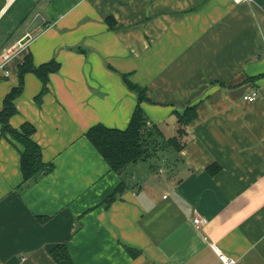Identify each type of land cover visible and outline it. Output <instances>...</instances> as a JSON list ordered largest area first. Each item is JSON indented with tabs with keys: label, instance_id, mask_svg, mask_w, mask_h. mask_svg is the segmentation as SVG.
I'll use <instances>...</instances> for the list:
<instances>
[{
	"label": "crops",
	"instance_id": "obj_1",
	"mask_svg": "<svg viewBox=\"0 0 264 264\" xmlns=\"http://www.w3.org/2000/svg\"><path fill=\"white\" fill-rule=\"evenodd\" d=\"M12 47L0 111L21 83L9 124L34 127L53 169L24 182L0 135V264H56L59 245L73 264H218L209 243L264 264V0H0V52ZM26 58L58 64L45 87L20 74ZM138 104L149 154L116 173L85 134L125 130Z\"/></svg>",
	"mask_w": 264,
	"mask_h": 264
},
{
	"label": "trees",
	"instance_id": "obj_2",
	"mask_svg": "<svg viewBox=\"0 0 264 264\" xmlns=\"http://www.w3.org/2000/svg\"><path fill=\"white\" fill-rule=\"evenodd\" d=\"M21 66L20 74L31 71L42 82L45 87L49 73L58 69L55 61H50L38 68L29 67L30 61ZM126 87L138 96L139 103L146 100L145 91L132 84L126 77H123ZM44 91V90H43ZM21 93V83L14 87L4 98L3 108L0 111V135L20 151V171L22 180L28 181L36 175L48 174L52 171L51 164L42 161V153L38 144L33 140L35 129L28 123H24L20 129H14L9 124V119L15 114L14 99ZM40 98V97H37ZM195 118L193 108H188L177 118L179 130L176 137L168 143L175 149L181 147V138L185 135V128ZM98 155L106 162L111 171L120 173L129 164L145 160L149 154L148 141H152L151 134L145 126V117L139 104L125 130L107 128L103 125L91 127L85 134ZM119 191V189H118ZM131 252V251H130ZM51 257L56 264H73L64 245L56 246L51 251Z\"/></svg>",
	"mask_w": 264,
	"mask_h": 264
},
{
	"label": "built area",
	"instance_id": "obj_3",
	"mask_svg": "<svg viewBox=\"0 0 264 264\" xmlns=\"http://www.w3.org/2000/svg\"><path fill=\"white\" fill-rule=\"evenodd\" d=\"M250 0H234L235 3H249ZM14 48H10L8 50H4L0 53V70L4 73L5 76L9 75V71L6 69L7 62L11 59L13 55ZM257 98V93L252 92L251 94L243 95L242 99L246 102H254ZM207 220L204 218L196 217L193 219V224L196 229H201L203 226L207 224ZM210 248L214 251L218 258V264H236L234 258L226 255L222 252L214 243H209Z\"/></svg>",
	"mask_w": 264,
	"mask_h": 264
},
{
	"label": "water",
	"instance_id": "obj_4",
	"mask_svg": "<svg viewBox=\"0 0 264 264\" xmlns=\"http://www.w3.org/2000/svg\"><path fill=\"white\" fill-rule=\"evenodd\" d=\"M43 23V20L40 16H36L31 22L30 24L27 26L26 29V35L24 36V38H22L19 43L17 44V46H23L24 44H26L29 40H30V34L38 27H40ZM16 46V47H17Z\"/></svg>",
	"mask_w": 264,
	"mask_h": 264
},
{
	"label": "rangeland",
	"instance_id": "obj_5",
	"mask_svg": "<svg viewBox=\"0 0 264 264\" xmlns=\"http://www.w3.org/2000/svg\"><path fill=\"white\" fill-rule=\"evenodd\" d=\"M19 10V8H18V4L12 9V12H14V14H16L15 12H17ZM12 14V13H11ZM10 14V15H11ZM21 25V26H20ZM24 25L25 24H19V26H17V28H15V30H13L14 32H15V34H19L20 32H23L24 31ZM3 26V25H2ZM14 29V28H13ZM26 29H27V27L25 28V31H26ZM12 31V32H13ZM18 32V33H17ZM13 42L16 40L15 38L14 39H11ZM8 49H10V48H7V49H3L1 52H3L4 50H8ZM0 52V53H1ZM0 74L3 76V77H8L9 75H10V73H9V75L8 76H5L4 75V73L2 72V70H0ZM132 168V167H131Z\"/></svg>",
	"mask_w": 264,
	"mask_h": 264
}]
</instances>
